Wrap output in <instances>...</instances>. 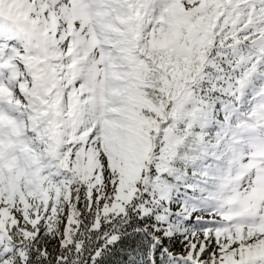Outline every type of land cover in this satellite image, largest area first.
<instances>
[{"label": "snow or ice", "instance_id": "obj_1", "mask_svg": "<svg viewBox=\"0 0 264 264\" xmlns=\"http://www.w3.org/2000/svg\"><path fill=\"white\" fill-rule=\"evenodd\" d=\"M0 264H264V0H0Z\"/></svg>", "mask_w": 264, "mask_h": 264}]
</instances>
